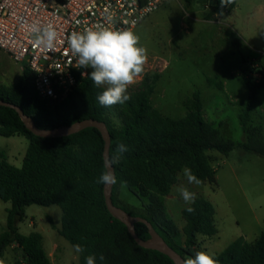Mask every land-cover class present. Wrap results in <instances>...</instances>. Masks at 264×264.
Here are the masks:
<instances>
[{
	"label": "trees",
	"instance_id": "16d2710c",
	"mask_svg": "<svg viewBox=\"0 0 264 264\" xmlns=\"http://www.w3.org/2000/svg\"><path fill=\"white\" fill-rule=\"evenodd\" d=\"M215 1L212 16L225 11L220 0ZM184 2L191 6L194 0ZM90 71L87 69L85 77L79 76L74 91L64 101L48 104L37 93L31 72L24 68L17 83L10 87L0 84V101L21 108L43 130L71 126L86 119L105 122L111 135V162L118 145L127 148L112 162L116 178L112 195L115 206L120 207L117 192L121 185L148 198L143 212L134 214L128 207L121 208L134 217L148 220L185 261L193 258L199 237L213 238L218 233L215 207L207 199L197 197L189 206L194 212L186 211L188 207L183 210L185 247H181L175 242L180 230L167 216L161 198L171 193L185 168L201 184L217 186V170L209 152L228 156L239 148L264 157L263 128L254 126L252 120L259 90L264 88V73L257 83L245 74L251 95L241 115L246 141L238 144L225 139L205 119L200 92L185 102L184 117L165 116L152 104L160 80V74L153 73L147 74L138 86L127 89L128 101L106 107L97 100L103 88L94 85ZM0 135L23 136L30 143L21 168L12 165L5 153L0 152V200L12 204L7 211L6 230L0 235V264H4L5 253L13 245L24 255V263L18 264H52L42 234L24 235L19 230L26 208L32 205H57L62 209V227L58 233L74 248L81 245L85 249L78 252L80 264H86L85 257L91 254L97 258L103 254L104 260L97 259L96 264H175L167 255L141 247L128 227L109 212L105 185L97 183L101 173L107 170L106 143L97 128L65 137H39L27 128L14 108L0 105ZM51 225L56 228L53 221ZM135 230L140 239L151 238L146 224L136 223ZM213 259L217 264H264V233L254 242L245 238L235 240Z\"/></svg>",
	"mask_w": 264,
	"mask_h": 264
},
{
	"label": "rangeland",
	"instance_id": "374dc122",
	"mask_svg": "<svg viewBox=\"0 0 264 264\" xmlns=\"http://www.w3.org/2000/svg\"><path fill=\"white\" fill-rule=\"evenodd\" d=\"M213 13L214 7L210 14H205L195 12L184 0H165L158 11L134 30L141 46L147 49V62L136 83L128 88L138 86L147 74H160L152 104L171 118L184 117L185 102L200 92L205 119L225 139L244 143L241 115L251 95L245 74L257 83L264 73V0H231L225 5V14L219 23L214 21L220 15L212 16ZM23 71V66L0 51V84L12 86ZM252 115L264 121V88L259 90ZM114 120L119 122L118 118ZM29 144L23 136L0 135V152L18 168L23 166ZM209 153L217 170V186L189 183L183 169L171 193L161 199L167 216L180 230L175 242L181 247H185L182 212L191 204L185 203L177 189L186 187L195 198L203 197L213 204L218 233L213 238L199 237L196 253L205 251L215 258L235 240L245 238L254 242L264 233V157L239 148L228 156L217 151ZM117 197L119 206L128 207L134 214L143 212L149 202L125 185L118 188ZM11 207L10 202L0 200V233L5 229L2 221H6ZM62 216V209L57 205H32L26 208V217L19 226L23 234L43 235L46 252L50 255L56 251L50 255L52 264H80L79 253L58 234ZM51 238L58 240L55 249L48 246ZM18 263H24L22 250L9 249L4 264Z\"/></svg>",
	"mask_w": 264,
	"mask_h": 264
},
{
	"label": "built area",
	"instance_id": "2783aa9c",
	"mask_svg": "<svg viewBox=\"0 0 264 264\" xmlns=\"http://www.w3.org/2000/svg\"><path fill=\"white\" fill-rule=\"evenodd\" d=\"M165 0H0V51L27 68L40 98L48 104L64 101L79 76L68 38L95 25L134 31L158 11ZM111 17V20H108ZM51 23L57 32L52 49L34 43L29 26ZM261 79L263 74L261 73ZM260 79V80H261ZM259 80V81H260ZM257 81V82H259Z\"/></svg>",
	"mask_w": 264,
	"mask_h": 264
},
{
	"label": "clouds",
	"instance_id": "9594fccd",
	"mask_svg": "<svg viewBox=\"0 0 264 264\" xmlns=\"http://www.w3.org/2000/svg\"><path fill=\"white\" fill-rule=\"evenodd\" d=\"M221 7L231 3V0H220ZM111 20V17H108ZM29 31L36 45L46 49H52L57 38V32L51 23L40 25L34 23L29 26ZM71 54L76 57L77 69H91L89 76L95 86H106L97 96L101 106L110 107L115 104H123L130 99L126 94L130 85L136 83L137 78L143 72V66L147 62V49L140 44V37L132 30H114L104 25H95L83 32H73L68 38ZM127 151L125 145H118L117 155L113 157L115 163L120 154ZM184 175L189 183H200L191 173L190 169H184ZM97 183L114 185L116 178L111 171L101 173ZM187 204L195 202V194L186 187L177 189ZM189 213L194 208L186 209ZM77 252L85 249L81 245H75ZM97 259L104 260L103 254L97 258L95 254L85 257L86 264H96ZM185 264H217V261L205 251H199L193 258H188Z\"/></svg>",
	"mask_w": 264,
	"mask_h": 264
},
{
	"label": "water",
	"instance_id": "95a60500",
	"mask_svg": "<svg viewBox=\"0 0 264 264\" xmlns=\"http://www.w3.org/2000/svg\"><path fill=\"white\" fill-rule=\"evenodd\" d=\"M198 2L200 4H210L212 6L216 5L215 0H199ZM0 105L14 108L19 113L27 128L39 137H65L76 134L87 128H97L102 133L106 143L104 157L107 171H111L115 176V170L110 160L111 135L105 122L94 119H86L71 126L53 130H43L36 125L33 119L27 117L21 108L4 101H0ZM113 186L114 185H105V198L108 210L115 218L122 221L128 227V230L135 241L143 248L159 251L160 253L167 255L174 261L175 264H185L186 261L184 257L167 244L164 238L154 229L153 225L148 220L142 217H134L121 207L115 206L112 198ZM138 222L144 223L148 226L151 234V238L149 240H142L136 234L135 224Z\"/></svg>",
	"mask_w": 264,
	"mask_h": 264
},
{
	"label": "crops",
	"instance_id": "0c3cea01",
	"mask_svg": "<svg viewBox=\"0 0 264 264\" xmlns=\"http://www.w3.org/2000/svg\"><path fill=\"white\" fill-rule=\"evenodd\" d=\"M199 0H197V1H195L190 7H192V8H194V10H195V12H198V13H205V14H210L212 11H213V7L214 6H212V5H210V4H200L199 2H198ZM235 7H236V3H235ZM235 7L232 9L233 11L235 10ZM226 13V12H225ZM224 13V14H225ZM224 14H221L220 16H217V21H214V23H219L222 19H223V16H224ZM209 22H211V21H209ZM236 32H238V31H236ZM257 101H258V96H257ZM257 101H256V103H257ZM252 120H253V124H255L256 126H262V128H263V132H264V121L263 120H258V119H256V118H254L253 117V115H252ZM8 211V210H7ZM20 224V223H19ZM2 225L5 227V229L2 231V233L6 230V225H7V219H6V221H2ZM18 227H19V230H20V232H21V228H20V226L18 225ZM58 230H59V228H57ZM61 229V228H60ZM2 233H0V235L2 234ZM22 233V232H21ZM31 233H33V232H31ZM30 233V234H31ZM23 234V233H22ZM59 234V233H58ZM24 235H29V234H24ZM43 236V235H42ZM44 238V237H43ZM52 239V238H51ZM57 242H58V240H55V238H53L52 239V241L49 243V245L48 246H53L52 248L53 249H55L56 248V244H57ZM14 247H17L18 249H20L17 245H13V246H11V247H9L8 249H7V251L9 250V249H12V248H14ZM45 248V247H44ZM21 250V249H20ZM46 250V249H45ZM7 251H6V253H7ZM54 252H56V251H51L50 252V255L52 256V254H54ZM6 253H5V255H6ZM49 255V254H48ZM50 255H49V257H50ZM4 259H5V257H4ZM50 259H51V257H50ZM51 262H52V259H51Z\"/></svg>",
	"mask_w": 264,
	"mask_h": 264
}]
</instances>
